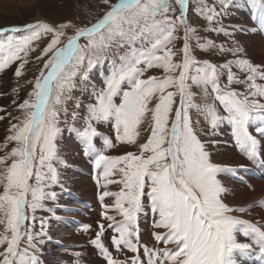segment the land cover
<instances>
[{
	"label": "snow or ice",
	"instance_id": "1",
	"mask_svg": "<svg viewBox=\"0 0 264 264\" xmlns=\"http://www.w3.org/2000/svg\"><path fill=\"white\" fill-rule=\"evenodd\" d=\"M230 0H219L221 11L215 7L209 9V22L225 13ZM179 5V14L172 0H102L106 11L91 26L79 27L71 21L58 25L38 20L24 26L0 29V34L13 33L6 40H0V71L14 61H23L15 70L17 77L22 75L26 60L24 57L34 51V41L50 35L51 39L41 49L37 60L47 56L39 77L35 80L34 90L29 95L34 100L24 99L18 105L23 112V119L14 117L18 123L10 125L8 141H15L17 146L4 157H0V245L6 248L0 251V264H40L39 245L44 243L47 232L44 230L47 220L41 218L40 232H33L25 225L28 219L26 210L33 213L45 208V201L56 199V192L46 191L59 183L57 168L53 162L60 160L58 141L62 130L61 112L67 115L63 107L71 99L69 93L74 87L73 78L80 71L87 58L90 69L104 59L103 52L112 42L117 47L127 45L130 49L120 56V63H113L111 73L104 79V87L93 88L95 103L86 106L87 115L79 117L76 111L71 113L72 120L81 118L82 129L70 125L68 131L77 133L84 147L85 155L94 156L96 168L103 167V178L108 184L119 183L120 191H103L99 196L102 207L101 217L109 221L107 228L114 229L111 244L117 252L125 249L132 253L139 251L138 218L145 211V200L155 215V228L166 230L164 234L153 232L157 242L174 245L172 248L149 249L144 247L147 264H242V261L256 256L264 264V224L243 219L234 213H249L252 208L264 207V198L248 207H231L225 202L228 189L220 179L223 173L234 169L214 163L205 144L199 138L202 130L197 129L199 121L193 122L189 109L195 108L210 117L213 129L227 122L232 125L236 143L249 160H260V141L249 131L250 123L264 121V66L256 65L248 59H235L225 64L216 65L208 60L198 61L192 54L189 43L197 29L191 26L187 16L188 0H175ZM257 10L256 19L264 28V0H251ZM204 5L207 7L206 0ZM198 11H203L200 9ZM74 29V35H67L66 30ZM106 31L107 36L104 35ZM183 30V36L177 35ZM210 31H225L209 29ZM22 32L27 34L17 35ZM229 34L230 33H226ZM99 35V40L95 37ZM62 37L66 43L62 44ZM88 37L89 43L82 47L78 41ZM150 44V47H135L138 41ZM183 40L180 48L173 50L175 40ZM197 41L199 37H196ZM208 50L215 45H198ZM87 49V52L86 50ZM225 49L219 51H240ZM23 54V56L21 55ZM51 54V55H49ZM174 57H180L175 59ZM143 65V67L141 66ZM202 65V66H200ZM246 72L244 79L236 78L232 66ZM159 68L163 77L149 76L142 79L146 69ZM218 69H227V84L222 85V73ZM245 85L246 91L226 90L230 85ZM200 87L207 98L209 87L215 93V100L223 106L226 116L217 114L214 104H194L191 87ZM175 88L176 91H167ZM179 96V105L175 97ZM119 98V103H116ZM156 100L154 107L149 102ZM78 102L76 108H81ZM2 111V110H0ZM146 113H151V133L145 143L139 144V154L128 151L123 155H106L107 149L114 148L113 140L102 136L94 126L114 120L115 139L117 142L136 144L139 135L137 128L143 122ZM174 113L171 128H168L170 116ZM5 117L0 115V120ZM63 123L67 124V120ZM256 131L264 136V128ZM102 136L103 147L97 148L94 138ZM9 159L11 163H8ZM47 169V172H44ZM119 173V180L109 177ZM35 179V184L30 180ZM99 185V179H97ZM249 187L251 185L249 184ZM30 197V198H29ZM105 197H114V204H104ZM112 208L120 217L117 221L107 210ZM27 238V248L23 253L17 249L21 241V229ZM87 231L90 226L84 225ZM106 226L98 223V231L89 243L95 246L106 264H143L139 256L125 260L113 258L109 247L102 242ZM10 232L11 236L7 235ZM238 234L251 242H241ZM32 252L29 254L28 250ZM73 264H82L81 253H74Z\"/></svg>",
	"mask_w": 264,
	"mask_h": 264
},
{
	"label": "rangeland",
	"instance_id": "2",
	"mask_svg": "<svg viewBox=\"0 0 264 264\" xmlns=\"http://www.w3.org/2000/svg\"><path fill=\"white\" fill-rule=\"evenodd\" d=\"M112 2L115 3L116 0H112ZM240 2L241 3L251 2V0H230L228 7L223 9V12L225 14L219 18L220 22L217 23L215 20L209 22V20L206 17L211 14L209 9L212 7H215V10L217 12L221 11V4L219 3V0H206L207 7H205L204 5V0H188L189 8L187 10V16L189 18V22L191 26L197 29L196 34L194 36H190L189 39V43L193 49L192 54L196 58V60L198 61L208 60L212 64L221 65V64H225L227 61H232L238 58L244 59L243 52L241 50L235 52V54L232 51H223V52L219 51V47L221 45H223L225 49L235 50L239 48V45H237V40H235L236 37L233 36L234 34L232 33L233 31L230 22V13L232 7L236 3H240ZM172 3L174 8L176 9V13L179 14V5L175 3V0H172ZM200 9H203V11L202 12L198 11ZM105 11L106 8L102 4V0H0V29L12 28V27H19L23 29L25 25L34 23L38 20H43L53 25H58L61 22L71 21L73 24L79 27L91 26L104 15ZM221 27H223L225 31L218 32V31L209 30V29H219ZM102 32H104V35L107 36L106 31L102 30ZM66 33L67 35L75 34L74 29L66 30ZM226 33H230V35ZM23 34H27V33L22 32L17 35H23ZM10 35H13V33L9 32L7 34H0V40H6L7 36ZM177 35L182 37L183 30L177 33ZM197 36L199 37L198 41L196 39ZM50 39H51L50 35H44L41 37L39 41L33 42L32 47L35 50L29 52L28 55L24 57L26 63L24 64V68L22 69L21 76L17 77L15 75V70L19 66V64L22 63L23 61H14L12 64L9 65V67L4 69L3 71H0V110H2L0 111V115H3L5 117L3 120H0V157L6 156L8 153L11 152L12 148L17 146L15 141L7 140V137L12 134L11 132H9V128L11 124L18 123V121L14 119V117H20L21 119H23V112L18 108V105L22 103L24 99L34 100V97H30L29 94L33 92L35 80L39 77L40 72L44 70L43 69L44 61L48 59L47 56L43 57L40 60H37L36 57L41 54V49L47 45ZM61 39H62V44L60 46H63V43L67 42L66 37H62ZM95 39L99 40V35H97ZM146 40L147 38H145V42L138 41L135 47H141V48L150 47V44H148ZM209 41H211L215 45V47H211L208 50H202L198 46V45H207ZM78 43L82 47L87 46L89 43V38L81 37ZM182 45H183V40L179 39V40H175L173 42V45H170V47H173V50H175L176 48L182 47ZM85 50L87 52V49ZM129 51L130 49L127 45L123 47H117L116 43L112 42L111 46L103 52L104 59L101 62L96 63L90 69L87 67V58L85 59L84 64L80 68V71H78L77 75L73 78L74 87L69 93L71 99L67 100L66 103L63 105V107L67 109V115H65L64 112H61L60 114V120L62 121L60 127L62 131L68 130V127L73 124L78 129L83 128L84 121L79 117H83L87 115L86 106L88 104L95 103V99L92 96L93 88L99 90L105 86L104 79L111 73L113 63L118 65L120 63L119 57L124 56ZM21 55L23 56V54ZM179 58L180 57H174V60ZM141 66L143 67V65ZM218 71L222 73L221 75L222 85H226L227 69H218ZM232 72L235 74L236 78L238 79H244L247 75L246 72H241L236 65L232 66ZM163 75L164 73L162 69L149 68L146 69L144 76L141 78L147 79L149 76H157L162 78ZM256 82L260 83V80L258 79ZM231 89H236L239 92H245L247 90L245 85H236V84L230 85L226 90H231ZM167 91L175 92L176 89L169 88ZM191 91L194 94L192 97V101L194 104H199V105L214 104L216 106L218 115L221 116L227 115V113L223 110V106L220 105L219 101L215 100V93H211L210 87H209L210 94L207 96V98L203 96V92L200 87L193 85L191 87ZM260 99L264 101V98H260ZM175 101L176 104H174V108L179 105V96L175 97ZM78 102L82 105L81 108H76V104ZM155 102H156L155 99L150 101L148 107L149 108L154 107ZM116 103H119V98H117ZM73 111H76L79 114V117L75 121H73L71 117V113ZM189 115L193 122L199 121L197 129L198 131L202 130L199 138L205 144L207 151L210 149L208 148L207 144L214 139L215 134L218 133V129L224 124H229L227 122H224L220 124L221 126L219 125V127L213 129L210 124V117L206 118V115L203 112H199L195 108H192L189 109ZM172 119H174V113L170 116L169 119V124H168L169 129L171 128ZM64 120H67V124L63 123ZM114 123L115 122L113 119L99 123L94 122V126L97 128V131L101 133L102 136H106L112 139L115 145L114 148L107 149L105 154L110 156H118V155H123L128 151L139 154L138 145L145 143L151 133V123H152L151 113H146L143 122L137 128L139 135L136 138L137 141L136 144H126V143L117 142L115 139L116 133L114 128ZM70 133H71L70 134L71 138L76 139V141L79 142L80 144L78 145L83 147L80 140L78 139L77 133L73 131H70ZM102 136H98L94 138V143L97 148L103 147ZM82 152L85 155L84 147L82 149ZM85 156H90V155H85ZM211 160L214 163L221 164L220 162L214 161V159L212 158ZM8 163H11L10 159ZM53 165L54 167L57 168V172L59 175V183L53 185L50 189H46V191H54L58 195L59 186L61 185L60 183L61 172L55 161L53 162ZM44 172L46 173L47 169H44ZM101 175H102V171L98 170V175H95L96 177H94V185L98 186V188H95L94 190L95 192H101V189L104 188L103 185L105 183L102 184L100 182ZM120 178L121 177L119 173L113 175L112 177H109V179L112 180H119ZM97 179H99V185L97 184ZM30 183L35 184V179L33 178L32 180H30ZM91 185L92 187H95L93 183ZM121 187L122 185H120L119 183H113V184H108L107 189L110 192H118L120 191ZM54 202L55 200L54 201L46 200L44 202L45 208L52 209L53 208L52 203ZM144 203H145V211L138 218L140 243H139V251L137 253H132L127 249H125L123 252H117L115 247L111 244L110 235H108L110 232H112L111 230L108 232V234H106L102 238L103 240L102 242L105 244V246L109 247L110 251L112 252L113 258L118 260H125L126 258L132 256H139L143 264H147L148 257L144 253V247H147L149 249H156V248L162 249L165 247L168 248L174 247V245L160 243L154 239L152 235L153 232H159L161 234H164L166 230L163 228H155L154 227L155 220L152 219L150 222L146 220L145 217L147 215V212L149 215V212L152 213V211H150L151 209L148 206L149 202L145 200ZM229 206L236 207L233 204H229ZM101 211L103 210L100 209L99 205H97L95 211L92 213V215L89 216L88 226L90 227L88 228V230L85 231L84 228H82L79 232H82L83 234L77 232L78 234H75L73 238L76 241L78 239L79 240L81 239L84 242V245L76 246L77 252L82 254L80 257L82 264H106V261L104 260L103 257H101L102 259L100 260L92 253L86 254L87 251L90 252L91 248L95 249V246L93 247V245H91L89 241L95 237V233L96 231H98V223H103L105 224V226L108 225L109 223V221L104 220L101 217ZM49 213L50 212L46 210H37L34 214L36 219L33 220L32 219L33 213L31 212V210L30 209L26 210V215L28 216V219L25 221V225L28 227L30 231L40 232L41 231L40 220L41 218H45L47 220V223L45 225L44 230L46 231L49 222L53 220V218L49 216ZM234 214L238 216L241 215L240 213H234ZM110 215L115 216L117 221L122 219V217H120L113 209L110 211ZM147 222H148V232L146 238L142 240L141 225L142 224L146 225ZM3 232H4V225H0V233ZM7 235L10 238L11 233L8 232ZM5 248H6V244L0 245V251H3ZM25 248H27V238L22 233L21 241L17 249L18 253H23ZM39 249H40L39 258L43 252L48 251V249H46V247L43 246V244L39 245ZM28 252L29 254H31L32 250L29 249ZM77 252L75 251V253ZM62 254L60 255H62L65 259L64 260L61 259L54 264H73V261L76 260V256L74 255V253H69V251H63ZM17 261H18V257L16 258V260H14V264H17Z\"/></svg>",
	"mask_w": 264,
	"mask_h": 264
},
{
	"label": "bare ground",
	"instance_id": "3",
	"mask_svg": "<svg viewBox=\"0 0 264 264\" xmlns=\"http://www.w3.org/2000/svg\"><path fill=\"white\" fill-rule=\"evenodd\" d=\"M257 15V10L253 8L251 2L236 3L231 9L230 22L233 36L236 37L235 40L243 52L244 59H248L253 64L264 66V28L260 27L256 19ZM260 83H264V81H260ZM257 128H264V121L256 120L249 125V131L260 141V160H264V136L256 131ZM70 134V131L63 130L58 143V155L63 161V163L56 162L61 172V185L55 202L52 203V211L49 213L53 220L48 224L47 237L43 243L48 251L40 255V264H54L61 259L64 260L63 251L77 252L76 246L84 245V242L81 239L74 240L75 234H78L77 232L84 228V225L89 224V216L95 211L97 205L105 211L99 196L108 189L102 188L101 192L94 191L95 188H98L97 185H94V177L98 175V170L103 173V167L96 168L93 162L94 156H85L78 145L79 142L71 138ZM207 146L210 148L208 150L210 158L235 170L223 173L219 177L228 189L225 195V201L228 204H233L236 207H248L264 198V164L249 160L243 154L236 143L231 124L222 125ZM100 182L105 183L103 175L100 176ZM92 183L95 187H92ZM114 199V197H105L103 203L113 205ZM111 210L112 208L107 210L108 215ZM240 214L243 219L264 224V207L252 208L249 213ZM145 218L148 222L152 219L155 221L159 219L157 215L150 212L149 215L147 212ZM148 222L146 225H141L142 240L146 238ZM110 230L115 233L114 229L106 227L103 237ZM23 231L22 227L21 233ZM238 239L241 242H251L240 234H238ZM88 253L102 259L97 249L91 248L90 252L87 251L86 254ZM242 264H261V262L256 256H252L243 260Z\"/></svg>",
	"mask_w": 264,
	"mask_h": 264
}]
</instances>
